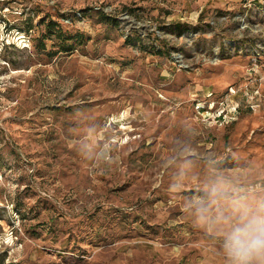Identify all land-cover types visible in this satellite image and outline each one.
Instances as JSON below:
<instances>
[{
  "label": "rangeland",
  "instance_id": "1",
  "mask_svg": "<svg viewBox=\"0 0 264 264\" xmlns=\"http://www.w3.org/2000/svg\"><path fill=\"white\" fill-rule=\"evenodd\" d=\"M217 173L264 193V0H0V264H224Z\"/></svg>",
  "mask_w": 264,
  "mask_h": 264
},
{
  "label": "clouds",
  "instance_id": "2",
  "mask_svg": "<svg viewBox=\"0 0 264 264\" xmlns=\"http://www.w3.org/2000/svg\"><path fill=\"white\" fill-rule=\"evenodd\" d=\"M188 211L218 239L224 264H264V193L217 173L189 199Z\"/></svg>",
  "mask_w": 264,
  "mask_h": 264
},
{
  "label": "trees",
  "instance_id": "3",
  "mask_svg": "<svg viewBox=\"0 0 264 264\" xmlns=\"http://www.w3.org/2000/svg\"><path fill=\"white\" fill-rule=\"evenodd\" d=\"M67 50V49H66Z\"/></svg>",
  "mask_w": 264,
  "mask_h": 264
}]
</instances>
